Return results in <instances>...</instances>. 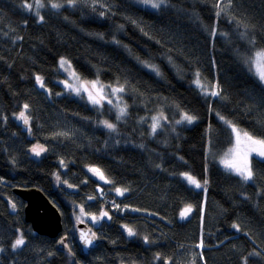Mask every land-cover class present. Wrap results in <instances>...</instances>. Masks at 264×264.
Returning a JSON list of instances; mask_svg holds the SVG:
<instances>
[{
    "label": "trees",
    "instance_id": "trees-1",
    "mask_svg": "<svg viewBox=\"0 0 264 264\" xmlns=\"http://www.w3.org/2000/svg\"><path fill=\"white\" fill-rule=\"evenodd\" d=\"M34 2L0 0V264H264V160L251 159L253 185L213 161L232 144L231 128L220 117L264 139V86L243 55L248 38L264 50V0H231L230 7L228 0H166L155 10L129 0H76L71 6L68 0H41L39 15L24 7ZM213 27L219 34L212 35ZM62 59L83 79L123 87L125 120L108 104L99 109L74 95L58 69ZM196 72L216 88L215 99L201 95ZM22 111L27 126L15 117ZM176 112L179 119L194 116L196 123L180 124L183 133L167 135L163 148ZM160 113L170 123L154 140L143 127ZM37 142L46 150L40 157L30 152ZM89 168L100 169L108 184L106 197L95 191L83 209L108 215L95 229L100 244L84 256L73 231L78 214L64 209L59 190H95ZM52 172L59 180L52 182ZM185 174L203 188L188 186ZM28 186L43 190L59 208L68 251L25 221V203L14 189ZM116 188L126 189L125 195L112 196ZM188 206L192 219L178 220ZM21 237V249H13ZM199 242L202 255L194 247Z\"/></svg>",
    "mask_w": 264,
    "mask_h": 264
},
{
    "label": "snow or ice",
    "instance_id": "snow-or-ice-1",
    "mask_svg": "<svg viewBox=\"0 0 264 264\" xmlns=\"http://www.w3.org/2000/svg\"><path fill=\"white\" fill-rule=\"evenodd\" d=\"M76 2V0H68V4L74 5ZM166 0H142V3H144L145 5H149L151 8L153 9H158L161 7V5L165 4ZM36 6L37 7H43V3L41 2V0H36ZM228 6H231V0H228ZM25 8L27 9H32L33 5L29 4V3H25L24 5ZM51 7L54 9H58L60 7H62L61 4L58 3H52ZM217 7H219V5H217ZM221 11H223V9H220ZM37 15H39L37 13ZM217 15H219V12L217 13ZM39 19L42 21L43 17L40 16ZM262 62H264V50L257 52L255 59L253 61L254 65L256 66V74L259 77L260 81L264 82V67H262ZM66 63V61L61 60V66L63 67V65ZM150 67H152V69L154 71H157L158 73V69L155 68L154 65H151ZM36 80L38 83H40V86L43 87V82H42V78L37 76ZM195 83L197 84L198 87L203 88V86L200 83L199 80V74L197 73V80L195 81ZM92 84V89L96 91V95H93V91H90L86 86L81 85L80 88H74L73 90L79 94V92L81 91V88L88 93V99L93 103V104H100L101 100L105 99V97L103 96V90L102 88L97 89V82H91ZM66 87L68 88H72V85L70 84H65ZM124 91L123 87L120 88H116L113 89V93L115 92H122ZM209 93L205 90V95H208ZM211 96H218L219 93L217 91H212L210 93ZM97 96H99V99L97 98ZM109 104L112 103L111 100L107 101ZM29 106L27 104L24 105V108L27 109ZM126 109L125 108H121L120 109V115L117 116V119L120 118V116H123L125 114ZM18 119L22 120L24 122V124H28L29 123V118L28 116L25 114L24 111L19 113ZM195 119L194 116H191L187 113L183 114L181 120H178L177 123H181L182 121H187L188 123H192L193 120ZM220 119H224L223 117H220ZM153 124H152V132L155 133L157 128L159 127V123H158V118L153 117ZM226 123H228L231 126V122L230 121H225ZM104 126L109 128V129H114L115 125L112 123H109L108 121H104ZM232 131L236 134V143L237 146L240 145L241 143V135L240 132L235 128V126H232ZM243 137H244V142L246 143L247 147L244 151H240L239 147H237L236 150H234V155H231L230 158H226L222 161L224 167L226 169L232 170L234 171L236 174H238L240 177H242V179H244L245 181L251 180L253 178V172L252 169L250 167L249 164V156L252 153H255L256 155L260 156V157H264V139H256L254 137H252L249 133L245 132L243 133ZM33 152H35L36 155H39L40 152L37 151L36 148L32 149ZM90 171H92L93 173L97 174L100 176L101 179H105V177L103 176V173L96 168H92L90 169ZM57 179H59V177H57ZM185 179L188 181V183L194 185L196 188H201L202 185L200 184V182L198 180H196L194 177L185 174ZM108 182V181H106ZM205 184L207 183V181L204 182ZM69 187H71V185H69ZM124 191H126V189H120V188H116V192L118 195H123ZM89 199H92L91 197ZM13 207H15V205H13ZM191 206L186 207L181 213L180 216L181 218L187 216L190 212H191ZM84 210L81 209V212H83ZM108 215L107 212H101L100 213V217L99 218H103L106 217ZM98 217L96 216H92V220L95 221L97 220ZM233 228L238 229L237 225H233ZM128 235L132 236L135 235V233L132 231V229L128 228ZM94 236V234H93ZM81 239L83 240L85 245H91L92 244V238L88 237L86 234L81 233ZM145 241H147V237H145ZM24 244V240L23 238H17L15 240V243L12 244V248L16 249L21 247ZM203 246V242H201L200 245H198V247H202ZM0 251H2V249H0Z\"/></svg>",
    "mask_w": 264,
    "mask_h": 264
},
{
    "label": "rangeland",
    "instance_id": "rangeland-1",
    "mask_svg": "<svg viewBox=\"0 0 264 264\" xmlns=\"http://www.w3.org/2000/svg\"><path fill=\"white\" fill-rule=\"evenodd\" d=\"M135 1H138V2H142V0H135ZM144 4V3H143ZM33 7L32 9H28L29 11L31 12H34V13H37L40 9L39 7L36 6V2L32 3ZM147 7L151 8L149 5H146ZM163 6V5H161ZM153 9V8H152ZM155 10V9H154ZM257 52H260V51H256L254 52L253 55L251 56H245V59L247 61V64L249 66V68L252 70L253 74L257 77V80L261 83L262 86H264V82L260 81L259 77L257 76L256 74V66L254 65L253 61L255 59V56H256V53ZM64 60V59H62ZM66 61L67 63H65L63 65V67L60 65V71L62 72V74L65 76L66 80L68 81V83L70 85H72V88H70L71 92L74 94V95H77V96H83V97H86L88 99V93L85 92L82 88H81V91L79 92V94H77L73 89L74 88H80L81 85H84L86 86L90 91H93V95H96V91L92 89V84L91 82L92 81H89V82H86V81H83V79L75 72L73 71V69L70 67L69 65V62L67 60H64ZM61 63V61H60ZM262 67H264V62H262ZM74 73L79 76L80 78L76 77L74 75ZM96 82H98L99 84H97V89H100L102 88L103 90V96L105 97V99L101 100V103L100 104H96L98 106L95 105V107L99 108V109H102V107L105 105V104H108L112 107V109L114 110L115 114H116V118L117 116L120 115V109L121 108H125V102L122 98V92H115L113 93V89H116L118 87H111V88H108V87H105L104 85H102V83L99 81V80H96ZM207 87V86H206ZM208 88V87H207ZM203 92L205 93V90L206 88L203 86L202 88ZM207 91V90H206ZM212 91H217L216 88L214 87L213 89L210 90V92ZM97 98L99 99V96H97ZM108 100H111L112 103L109 104L107 101ZM125 114H127V111H125ZM123 115V116H120V118L118 119L119 121H124L125 120V116L126 115ZM168 114H164V113H160L158 115V123H159V127L157 128L156 132L153 133L152 132V124H153V119H150L147 121L146 125L143 127V132L151 139H154V140H157L158 138V133L161 132V131H165V127H164V123H167L170 119H168L167 117ZM182 118V117H181ZM181 118L179 120H181ZM24 123V122H23ZM110 123V122H109ZM170 122H168V125H169ZM179 124H185L187 126H191L193 124H195V120H193L192 123H188L187 121H182L181 123ZM115 125V124H114ZM107 128V127H106ZM231 128V131H232V126H230ZM239 132H240V135H241V143L239 146H237V143H236V134L232 131V136H233V143L231 146H229L228 148H226L225 150H223V153L221 154V156L219 157V161H220V165L221 167L226 170L227 172L233 174V175H236V176H239L238 174H236L234 171L232 170H229V169H226L222 163V161L226 158H230L231 155H234V150L237 149V147H239V150L242 152L246 149L247 145L246 143L244 142V137H243V133H245L243 130L241 129H238L237 127H235ZM109 129V128H108ZM115 129V128H114ZM257 139V138H256ZM33 148H36L37 151L40 152L39 155H36L35 152L32 151V155L34 157H40L43 153H45V149L43 147H37V146H34ZM32 148V149H33ZM252 157H256L258 159H261V160H264V157H260L258 155H256L255 153H252L250 156H249V164L251 162V159ZM251 167V166H250ZM92 176L97 179L98 181L102 182V183H106L108 184L107 179H101L99 175L93 173L92 171H90ZM240 177V176H239ZM242 178V177H241ZM183 179L184 181L191 187L195 188V189H198L196 188L194 185L188 183V181L185 179V176H183ZM244 180V179H243ZM245 181V180H244ZM252 181L251 180H248L246 182H250ZM65 183L64 182H60L58 185H64ZM110 193L112 194V196L119 198V197H122L123 195H125V191L123 193V195H118L117 192H116V189L114 190H111ZM106 192L103 191V195L106 197ZM109 203L112 205V206H115V209H117L118 211H115V212H119V206L117 207V205L113 202V200L110 199ZM84 211L83 212H80L78 213V215L73 218L72 220V223L73 225H75L76 223H79V222H84V223H87L94 232H96L98 235H100V232H98L97 230L101 227L102 225V222L104 220V217L103 218H99L100 217V213L101 212H87L86 209H83ZM92 216H96L98 217L97 220L93 221L92 220ZM97 228V230H95ZM21 249V247L17 248V250Z\"/></svg>",
    "mask_w": 264,
    "mask_h": 264
},
{
    "label": "bare ground",
    "instance_id": "bare-ground-1",
    "mask_svg": "<svg viewBox=\"0 0 264 264\" xmlns=\"http://www.w3.org/2000/svg\"><path fill=\"white\" fill-rule=\"evenodd\" d=\"M135 2V0H129V2ZM167 2H165V4H166ZM165 4H163V5H165ZM223 19H225L226 21H228V22H230V23H233L232 22V20H231V18L227 15V14H224L223 15ZM234 24V23H233ZM212 35H216V34H219V32H218V28H216V27H213L212 28ZM239 37H242L243 39H247V35L244 33V32H241L240 34H239ZM247 43H248V45H249V51L247 52V53H243V55L244 56H251V55H253L254 54V52H256V51H262V50H258V49H256V47H255V45H254V43H253V41L250 39V38H248V40L246 41ZM67 63V62H66ZM60 65H61V63L59 62V66H58V69H59V71H60ZM69 65H70V67L73 69V67H72V65L69 63ZM249 67V66H248ZM249 70H250V72L252 73V75L257 79V77L253 74V72H252V70L249 68ZM73 71H75L74 69H73ZM76 72V71H75ZM60 73L62 74V72L60 71ZM197 73L199 74V80H200V83H201V85L202 86H204L205 88H206V90H207V92L209 93L208 95H205V93L203 92V94L201 93V90H203L201 87H198V90H199V92L201 93V95L204 97V98H210V99H215L217 96H211L210 95V90H211V88H209L205 83H203L202 81H201V76H200V73L199 72H196V74H195V78H194V80L196 81L197 80ZM74 75L76 76V77H78V78H80L79 76H77L75 73H74ZM62 76L65 78V76L62 74ZM66 79V78H65ZM81 79V78H80ZM83 79V78H82ZM81 79V80H82ZM83 81H86V82H89V81H92V82H96V80H87V79H83ZM258 81V80H257ZM97 84H99L98 82H97ZM100 85V84H99ZM102 85H104L105 87H108V88H111L112 86H107V85H105V84H103L102 83ZM208 88H207V87ZM118 88H120V87H118ZM122 98H123V100H124V91H122ZM91 102V101H90ZM91 104H93L92 102H91ZM94 106L96 105V104H93ZM96 106H98V105H96ZM160 110H161V108H158L155 112H160ZM173 112V111H172ZM18 116H19V114L18 115H16L15 117H16V119H18ZM179 117H180V113L179 112H176L174 115H173V117H172V119H171V121H172V123H173V126L171 127V128H168V131L165 133L164 132V134L163 135H165V138H166V141H165V143H164V145H163V148H165V147H168V145H169V140H167V135L169 136V139H171V138H173V139H176V138H178L182 133H183V128H181V127H179V126H181L179 123H177V121L179 120ZM18 120H20V119H18ZM195 120V119H194ZM222 120V119H221ZM21 122H23L22 120H20ZM228 127L230 126L228 123H226L225 121H227V120H225V119H223L222 120ZM195 123H196V121H195ZM232 124V123H231ZM25 125V124H24ZM194 125V124H193ZM193 125H191V126H193ZM25 126H27V125H25ZM238 128V127H237ZM239 129V128H238ZM168 133V134H167ZM212 140H211V138L210 137H207V142H208V144L210 143L211 145H212V142H211ZM232 143H233V136H232ZM232 145V144H231ZM230 145V146H231ZM34 146H37V147H43L44 145L41 143V142H37V144H34L32 147H31V149H30V152H32V148L34 147ZM142 147H143V145H142ZM44 148V147H43ZM45 149V148H44ZM146 150H149L150 152H157V154L160 152L159 151V149L157 150V149H155L154 147H152V146H147V148H146ZM46 151V150H45ZM222 153H223V151H222ZM211 161H212V159H211ZM213 161L214 162H216V163H218L219 165H220V161H219V159H217V158H215V159H213ZM251 163V162H250ZM90 169H92V168H89L88 169V174H89V176L93 179V180H95L97 183H98V185L95 187V190H93V191H89V192H87L86 190H84V189H81V190H79L78 191V193L77 194H67V193H65L64 191H62V190H59L60 191V194H61V199H60V202H61V204L63 205V207H64V209L66 210V211H68V212H71V213H74V214H78V213H80L81 212V209H83L84 208V206H86V204H87V202L89 203V200H91V199H89L90 197L91 198H94V196H95V191H96V193H98L99 194V196H100V199H103L104 198V195H103V191L105 192V187H106V183H102V182H100V181H98L97 179H95L93 176H92V174H91V172H90ZM97 169V168H96ZM100 170V169H99ZM101 171V170H100ZM102 172V171H101ZM103 173V172H102ZM51 176H52V178H53V180H52V182L54 181V179L55 180H59V179H57V177H61V175H59V174H55V172H52V174H51ZM103 176L105 177V179H106V176H105V174L103 173ZM239 177V176H238ZM183 178V177H182ZM241 178V177H240ZM182 181L183 182H185L184 181V179H182ZM243 182L245 183V184H247V185H253V183H254V179L252 178V181H250V182H246V181H244L243 180ZM186 183V182H185ZM59 184V182L57 183V186H59L58 185ZM187 184V183H186ZM201 184V183H200ZM188 185V184H187ZM189 186V185H188ZM28 187H30V188H33V189H37V190H39V191H41V193L46 197V198H49L48 197V195L43 191V190H41L40 188H38V187H36V186H28ZM16 188H18V187H16ZM201 188H203V187H201ZM201 188H198V189H196V190H200ZM195 189V188H194ZM207 191V190H206ZM16 195V194H15ZM17 196V195H16ZM17 197H19V196H17ZM20 198V197H19ZM21 199V198H20ZM22 200V199H21ZM23 201V200H22ZM24 202V201H23ZM25 203V202H24ZM53 203V202H52ZM14 204V203H13ZM12 204V205H13ZM54 204V203H53ZM206 204H207V196L205 195V196H202L201 197V204H200V221H199V224H200V226H202V224H203V221H204V216H205V209H206ZM11 205V206H12ZM15 205V204H14ZM55 205V204H54ZM56 206V205H55ZM16 207V206H15ZM25 207V206H24ZM57 207V206H56ZM13 208V207H12ZM58 208V207H57ZM14 209V208H13ZM59 209V208H58ZM191 212L187 215V216H185V217H183V218H181V216H180V213H179V217H178V220H181V221H184V220H189V219H192V215H193V208L191 207ZM60 211V210H59ZM125 211H127V209L126 208H123L122 209V212H125ZM61 213V212H60ZM130 213H132V214H137V212L135 211V210H130ZM62 215V214H61ZM25 216V215H24ZM137 219H141V220H143L144 219V217H139V218H137ZM77 224V223H76ZM75 224V225H76ZM75 225H74V227H73V231H74V234L75 235H77L76 234V227H75ZM122 228H124V229H126V225H122ZM39 235V234H38ZM45 237H48V238H50V239H56V241L59 243V242H61L62 240H65V243L67 244V242L70 240V236L69 235H62V232H61V234L58 236V237H51V236H45ZM100 238V237H99ZM232 237H230V239H231ZM228 239V238H227ZM227 239H225V241L227 240ZM101 240V239H100ZM224 241V242H225ZM76 242H77V236H76ZM201 244V242H199V243H197L194 247H195V249L197 250V254L198 255H202V250L205 248V246H204V244H203V246L202 247H198V245H200ZM67 246H68V244H67ZM77 246H78V242H77ZM98 246V245H97ZM78 249H79V251H80V248H79V246H78ZM68 250H69V246H68ZM81 252V251H80ZM82 254V253H81ZM91 254V253H90ZM89 254V255H90ZM88 255V256H89ZM180 261V260H179ZM178 261V263L179 264H182V263H180ZM165 264H172V261L170 262V261H168L167 263H165ZM183 264H186V263H183Z\"/></svg>",
    "mask_w": 264,
    "mask_h": 264
},
{
    "label": "water",
    "instance_id": "water-1",
    "mask_svg": "<svg viewBox=\"0 0 264 264\" xmlns=\"http://www.w3.org/2000/svg\"><path fill=\"white\" fill-rule=\"evenodd\" d=\"M14 193L25 202V221L31 225L32 230L36 234L51 237H58L61 234L63 230L62 215L59 209L41 191L30 187H18L14 189ZM75 227L80 251L82 255L88 256L100 244L101 240L87 223L79 222ZM81 233L92 238L91 245L84 244L81 239ZM57 248L64 252L68 251L65 240L59 242Z\"/></svg>",
    "mask_w": 264,
    "mask_h": 264
}]
</instances>
